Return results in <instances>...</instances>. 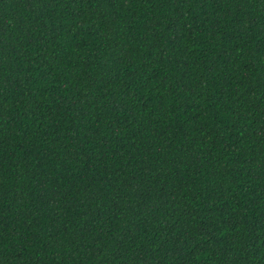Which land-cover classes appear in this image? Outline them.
I'll use <instances>...</instances> for the list:
<instances>
[{
  "label": "trees",
  "instance_id": "16d2710c",
  "mask_svg": "<svg viewBox=\"0 0 264 264\" xmlns=\"http://www.w3.org/2000/svg\"><path fill=\"white\" fill-rule=\"evenodd\" d=\"M0 264H264V0H0Z\"/></svg>",
  "mask_w": 264,
  "mask_h": 264
}]
</instances>
